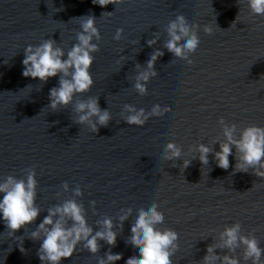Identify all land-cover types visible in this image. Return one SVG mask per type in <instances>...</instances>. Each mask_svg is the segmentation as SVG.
I'll use <instances>...</instances> for the list:
<instances>
[{"label":"water","instance_id":"1","mask_svg":"<svg viewBox=\"0 0 264 264\" xmlns=\"http://www.w3.org/2000/svg\"><path fill=\"white\" fill-rule=\"evenodd\" d=\"M114 2L116 6L101 7L93 0H0V181L10 175L26 179V170L34 169L42 211L14 237L0 221V264H42L41 241L30 233L49 207L72 197L71 191H63L64 183L81 188L83 196L77 200L94 230L97 220L109 216L118 236L115 247L100 241L98 255H92L81 246L62 264H98L109 251L122 254L116 264H125L135 252L126 240L136 210L152 202L165 215L157 227L179 234L173 264H199L213 242L209 236L236 222L264 248V178L252 170L235 172V149L227 170L217 167L213 154L207 166L196 159L184 170L182 160L160 158L168 142L185 153L199 143L219 151L212 141L221 134V117L240 130L264 127V17L252 15L246 0ZM178 15L199 25L200 44L189 56L191 64L164 48L166 28ZM85 16L96 18L102 39L92 68L95 86L76 100L98 98L101 109L112 114L108 126L96 133L75 123L71 106L59 111L47 107L49 90L58 86L59 77L42 84L22 75L28 45L52 39L67 52L77 42L76 19ZM205 25L212 27L211 35L204 33ZM121 28L123 38L116 41ZM154 38L157 43L150 47L147 41ZM156 49L164 53L155 64L157 76L147 85L148 94L140 96L135 78ZM157 104H168V111L151 117L144 127L123 119L125 105L150 112ZM127 208L133 215L121 231L118 215Z\"/></svg>","mask_w":264,"mask_h":264},{"label":"clouds","instance_id":"2","mask_svg":"<svg viewBox=\"0 0 264 264\" xmlns=\"http://www.w3.org/2000/svg\"><path fill=\"white\" fill-rule=\"evenodd\" d=\"M246 2L252 15L264 17V0ZM93 3L101 7L117 5L114 0H93ZM105 14L111 16L112 13L103 15ZM76 20L80 22V31L76 34L77 42L67 52L52 39H45L38 46L28 45L24 49L22 75L38 79L42 84H46L50 78L59 77L58 86L49 90L47 107L52 111H59L71 106L76 115L75 123L87 126L96 133L99 127L108 126L112 114L106 109H101L98 98L90 97L77 101L76 97L84 96L95 86L92 68L95 54L100 51L98 42L102 38L94 16ZM198 28L199 25L190 24L184 15H178L166 28L168 39L164 48L175 58L191 64L189 56L196 52L200 44ZM203 31L211 35L213 29L205 25ZM123 35L124 30L117 29L114 39L120 41ZM155 36L158 38V34ZM156 43V38L147 41L150 47ZM163 55L162 51L156 49L143 70L138 72L133 86L140 96L148 94L147 85L157 76L155 64ZM168 109V104L163 107L157 104L150 112H146L143 108L125 105L126 115L123 119L130 126L144 127L151 117H159ZM218 124L221 134L212 141V145L219 144V151H214L213 146L199 143L190 146L188 153H185L176 143L168 142L163 146L160 158L165 161L182 160L181 169L184 170L196 159L203 166H207L209 154H213L217 167L227 170L230 166L229 156L235 149V172L247 173L252 170L255 176L264 178V127L250 125L240 130L236 124H229L222 117ZM186 156L188 158H185ZM38 187L34 169L26 170V179L18 180L10 175L0 181V221L4 223L10 236L14 237L22 228L27 229V226L33 224L40 216L42 211L37 204ZM62 188L64 192L71 191L72 197L49 207L47 215L30 233L31 239L41 241L38 258L42 264H62L63 260L73 257L81 246L92 255H98L100 241L115 247L118 232L113 218L104 216L97 220V230H94L88 223L84 206L77 200L83 196L81 188L77 186L70 189L68 183H64ZM90 203L95 212L96 202ZM159 209L160 206L152 202L149 206L136 210L131 235L126 240L135 252L127 258L125 264H173L172 257L179 249V234L171 228L157 227L165 222V215ZM132 215L131 208L120 211L118 221L121 231L124 222ZM209 237L213 242L207 246L206 254L199 264H241V260L243 264H264V248L260 247V242L254 234H243L239 222L225 225L222 231H217L214 236ZM20 250L23 252L24 248L21 247ZM237 250H241L240 256H237ZM122 259V254L109 251L104 257H100L98 264H116Z\"/></svg>","mask_w":264,"mask_h":264}]
</instances>
